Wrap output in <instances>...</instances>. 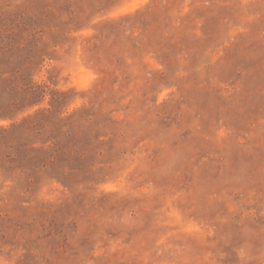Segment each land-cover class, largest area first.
<instances>
[{"label": "rangeland", "instance_id": "rangeland-1", "mask_svg": "<svg viewBox=\"0 0 264 264\" xmlns=\"http://www.w3.org/2000/svg\"><path fill=\"white\" fill-rule=\"evenodd\" d=\"M27 79L0 264H264V0H0V114Z\"/></svg>", "mask_w": 264, "mask_h": 264}, {"label": "trees", "instance_id": "trees-1", "mask_svg": "<svg viewBox=\"0 0 264 264\" xmlns=\"http://www.w3.org/2000/svg\"><path fill=\"white\" fill-rule=\"evenodd\" d=\"M27 82L20 86L18 91L22 93L21 99H8L7 101V109L12 112V109L15 106L19 107V111L17 113H10L9 114H0V118L10 119L11 124L6 127H1L2 132H4V139L10 138L11 140L16 141L18 136H21L24 140H32L34 137V132L36 131L34 123L36 122V118L39 115H46L48 116V109L37 108L32 113L25 114L28 110L34 109L36 106L40 105L44 100L46 93V88L44 85L34 82L33 80L27 79ZM20 100V101H19ZM50 104H55V99L52 96L50 100ZM21 115V117H20ZM37 130L35 133L38 134ZM57 137L52 135L48 137L45 141H41L42 149L46 143H49L47 149L55 150V147L58 145L56 141ZM18 143V141H16ZM34 141H31L29 147H33L34 149H40L34 146ZM48 144V145H49ZM56 154V153H55ZM53 155V158L57 156Z\"/></svg>", "mask_w": 264, "mask_h": 264}]
</instances>
